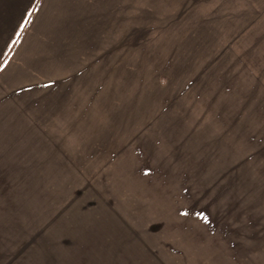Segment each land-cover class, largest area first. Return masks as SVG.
<instances>
[{
    "label": "rangeland",
    "instance_id": "obj_1",
    "mask_svg": "<svg viewBox=\"0 0 264 264\" xmlns=\"http://www.w3.org/2000/svg\"><path fill=\"white\" fill-rule=\"evenodd\" d=\"M257 8L0 0V264H264L263 144L209 143L186 192L137 158L169 85Z\"/></svg>",
    "mask_w": 264,
    "mask_h": 264
},
{
    "label": "crops",
    "instance_id": "obj_2",
    "mask_svg": "<svg viewBox=\"0 0 264 264\" xmlns=\"http://www.w3.org/2000/svg\"><path fill=\"white\" fill-rule=\"evenodd\" d=\"M255 12L229 16L224 28L229 32L216 40L208 55L197 59L194 71L185 68L181 84L169 85L166 101L145 124L154 134L138 137L143 146L137 149V158L146 170L154 171L159 182L170 175L169 169L179 176L168 192H186L192 175L205 174L209 143L264 145V12L258 8ZM169 144L174 147L165 152ZM168 200L170 208L187 201Z\"/></svg>",
    "mask_w": 264,
    "mask_h": 264
},
{
    "label": "snow or ice",
    "instance_id": "obj_3",
    "mask_svg": "<svg viewBox=\"0 0 264 264\" xmlns=\"http://www.w3.org/2000/svg\"><path fill=\"white\" fill-rule=\"evenodd\" d=\"M28 14L31 15V11H28ZM20 27L22 28L23 25H20ZM8 39H11V37H9ZM15 41H13L14 43ZM7 47H10V45L8 44L7 41L4 42V48H7ZM0 55H4V51H3V48H0ZM9 63V61H5L4 64H5V67L7 66V64ZM182 215H187V213H182ZM198 215H201L202 214H198ZM203 218V217H202Z\"/></svg>",
    "mask_w": 264,
    "mask_h": 264
}]
</instances>
